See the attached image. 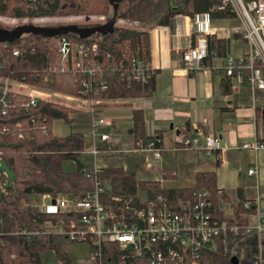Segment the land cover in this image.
<instances>
[{
  "label": "trees",
  "instance_id": "trees-1",
  "mask_svg": "<svg viewBox=\"0 0 264 264\" xmlns=\"http://www.w3.org/2000/svg\"><path fill=\"white\" fill-rule=\"evenodd\" d=\"M219 5L221 0H0V17L32 20L108 16L110 21L114 20L112 29L105 35L92 37V33L82 39L74 34H65L73 45L82 44L88 48L86 58L82 60L74 56L66 60L61 58L58 44L62 35L31 33L11 42L0 41V78L23 81L33 89L52 90L69 97L104 100L150 97L155 91V71L144 82L133 80L132 76V61L150 66L148 31L132 25H118L116 21L122 19L150 28L169 26L179 15L190 18L207 15L210 20L235 17L230 7L218 9ZM76 26L83 30L100 27L98 23ZM205 38L208 56L204 64L212 59L213 54L222 58L227 55L225 40L215 35ZM15 50L17 55L13 54ZM85 67L92 69L91 75L83 72ZM254 67L260 70L264 80V67L257 62ZM84 82L91 90L90 96L83 94ZM101 84L106 86V90L96 95L95 91ZM222 86L223 93L230 92V83ZM25 98L21 94L9 93V103L4 112L0 111V165L4 164L13 177L10 182L0 170V264H43L41 255L46 253H53L61 264H72L62 250L63 245L69 244L66 239L48 233L47 222L55 221V218L42 213L35 203L44 194L52 197L64 194L76 201L92 190V180L83 173L92 167L84 166L80 161L84 135L73 132L56 136L52 133L53 122L70 124L74 121L73 107L40 99L35 107L25 109ZM132 120L129 134L134 145L146 144L151 138L145 135L142 112L132 110ZM158 139L157 146H160ZM103 151L104 148L100 152ZM69 160L76 163L72 172L63 169V163ZM216 166H219L218 161ZM98 176L110 182L113 194L130 195L137 188H142L151 194L167 195L174 202L190 198L195 190H205L210 195L213 216L229 225L245 227L249 216L256 212L252 201L250 208H244L247 199L238 189L232 215L224 216L219 210V202L226 195L218 192L214 172L196 174L191 188L161 191L157 184L139 182L132 172L120 168L102 169ZM243 246L244 254L237 264H254L256 237H246ZM102 250L105 261L120 263L122 252L117 246L104 245ZM199 264L232 263L229 256L220 252H203Z\"/></svg>",
  "mask_w": 264,
  "mask_h": 264
},
{
  "label": "built area",
  "instance_id": "built-area-1",
  "mask_svg": "<svg viewBox=\"0 0 264 264\" xmlns=\"http://www.w3.org/2000/svg\"><path fill=\"white\" fill-rule=\"evenodd\" d=\"M260 1L221 0V5L217 8L230 7L235 17L240 19L242 36L250 46L249 54L244 57L235 59L226 55L222 58V66L226 75L239 83L241 81L240 69L248 64L249 82L263 90L264 80L261 72L254 67L255 62H259L264 67V41L260 35L263 29L261 23L258 24L253 19V14L257 17L261 15ZM199 16H203L205 21L196 22L198 25L210 20L207 15ZM89 18L97 19L99 25L107 23L105 17ZM45 20L49 18L14 19L12 23L14 26L17 25L15 28L37 27L29 23ZM116 23L137 25L122 19L117 20ZM38 28L45 27L39 26ZM58 48L63 60L70 56L79 57L82 60L86 58L88 51L85 45H73L66 35L60 37ZM92 48L94 49V46ZM13 54L17 55L18 51L15 50ZM207 56V41L206 38H202L196 45L189 46L183 52L182 68L189 74L201 70ZM216 57L218 56L212 55V58ZM132 68L133 80L136 81L144 82L146 77L154 75V70L149 65L143 66L132 61ZM83 72L91 75L92 69L85 67ZM82 85L85 89L83 94L90 96L91 90L86 83ZM105 90L106 86L101 84L95 93L97 95L99 91ZM11 92L26 97L25 109L35 107L40 99L52 100L50 94H42L39 89H33L23 81L0 78V111L4 112L9 103L7 95ZM52 95L59 96L57 93ZM69 99L72 102L78 100L88 107L90 114L88 135L97 138L99 143H105L103 147L105 154H116L117 150L109 144V137L106 134L97 133L99 127L110 126V122L98 117L96 111L97 106L104 103H115L116 100L92 97H70ZM157 143H159L158 137L153 136L146 144L134 145V151L150 152L154 159L159 160L161 150ZM182 146L202 150L207 155L213 152L221 153L228 149V143L221 136L205 134L198 129L192 137L183 139ZM240 148L253 152L264 151V133L252 142L242 144ZM98 153V149L94 148L93 155L96 156ZM101 170L96 167L92 170H83L85 176L92 180L93 188L80 200H72L64 194L56 197L44 194L35 204L42 213L55 218V221L47 222L48 233L64 237L69 244L86 246L87 261L79 264H112L111 261H105L103 258L104 245L117 246L118 251L122 252L119 264H199L203 252H220L229 256L230 259L235 258L239 261L244 254L243 243L249 236L256 237L257 251L254 264H264V210L258 209L260 197L257 196L254 200L246 198L244 208H250L252 201L256 208L257 221L254 224L249 222L245 227H240L229 225L227 221H220L213 216L210 195L205 190H195L190 198L179 199L176 202L162 193L151 194L140 188L130 195L113 194L110 182L98 176ZM247 174L256 176V168L248 169ZM159 190L162 189L159 187ZM234 201L236 202L237 199Z\"/></svg>",
  "mask_w": 264,
  "mask_h": 264
},
{
  "label": "crops",
  "instance_id": "crops-1",
  "mask_svg": "<svg viewBox=\"0 0 264 264\" xmlns=\"http://www.w3.org/2000/svg\"><path fill=\"white\" fill-rule=\"evenodd\" d=\"M260 6V17L253 14V19L261 23L263 31L260 35L264 41V0L260 1ZM198 21L204 22L205 19L203 16L190 18L179 15L169 26H135L148 31L149 64L155 71V91L150 97L120 99L96 107L97 116H105L110 122V126L99 127L97 131L109 137V144L117 150L116 154L100 152L105 143H99L97 138L88 135V107H73L74 117L83 116L87 120L88 131L82 133L83 155L85 153L94 159L93 165L87 167L130 171L135 180L157 184L162 190L191 188L195 184L196 174L214 172L218 192L226 195L219 202V210L224 216L232 215L235 201H230L229 192L234 193L237 199L238 189L250 200L260 197L258 209L264 210V151L240 148L264 133V89H258L249 82L248 64L240 69L239 83L226 75L222 57L219 56L203 63L201 70L191 74L181 65L183 52L207 35L225 40L227 55L235 59L248 55L250 46L242 36L238 17L208 20L200 25L196 24ZM109 23L99 26L106 29ZM98 34L94 32L91 36ZM227 82L231 90L225 94L222 85ZM132 110L142 112L145 135L160 138L159 160L154 159L150 152L134 151L133 138L129 134L133 127ZM196 129L205 134L221 136L228 143V149L207 155L202 150L183 147V139L192 137ZM86 138L89 139L88 148ZM94 148L99 151L96 156L93 155ZM97 157L108 158L109 164L97 166ZM252 167L256 168V176L247 174ZM225 203L229 204L226 212L223 208ZM256 221V214L251 215L249 222L254 224ZM66 245L62 246V250L70 253Z\"/></svg>",
  "mask_w": 264,
  "mask_h": 264
},
{
  "label": "rangeland",
  "instance_id": "rangeland-1",
  "mask_svg": "<svg viewBox=\"0 0 264 264\" xmlns=\"http://www.w3.org/2000/svg\"><path fill=\"white\" fill-rule=\"evenodd\" d=\"M98 17H105L106 22L110 21V17L108 16H96L92 18H98ZM12 20H14V18L2 17V19L0 20V27L8 29V30L15 28L17 25L14 26V23H12ZM87 23H98V22H97V19H90V18L88 19L84 17H69V18H49V20L33 22V23L30 22L29 24L35 25L37 27L44 26L45 27L43 28L44 30H51V28H48V27H61V26L69 27V26L83 25ZM38 89L42 94H45V93L50 94L52 96L51 99L54 101H58L60 103H63L65 105L72 106V107L87 108L86 105L81 104L80 101L78 100H76V102L70 101L69 96H65L59 93H57L59 96H53L52 94L55 92H53L52 90H45V89H40V88ZM81 110L84 112V109H81ZM102 118L107 119L105 116H103ZM86 121H87L86 118L83 116H80V117L75 116L74 121L70 124H67L63 121H55L52 123L51 130H52V133L56 136H66L71 132L86 133L88 131ZM97 133L100 134L99 131H97ZM85 141H86V148H88L89 139L86 138ZM107 159L108 158H105V157H97L95 159L96 165L102 166L106 164L109 161V159L108 160ZM93 160H94L93 156L86 155L85 153L84 155L82 154L80 158V161L82 162L84 166L93 165L94 163ZM75 168H76L75 161L69 160L63 163V169L66 172H72L75 170ZM0 170L2 171V173H4L5 176H7L8 180L12 182L13 180L12 174L5 167L4 164L0 165ZM229 197H230L229 199L231 202L235 200L234 193L229 192ZM227 204L228 203H225V205L223 206L225 212L229 209V204L228 205ZM220 206H221V203H220ZM66 246L67 248L69 247L70 249V253H67V255L72 261V264H78L79 261L80 262L87 261L88 256H87L86 246L81 245V244H67ZM41 259H42L43 264H61L60 261L56 258V256L53 253L42 254Z\"/></svg>",
  "mask_w": 264,
  "mask_h": 264
},
{
  "label": "water",
  "instance_id": "water-1",
  "mask_svg": "<svg viewBox=\"0 0 264 264\" xmlns=\"http://www.w3.org/2000/svg\"><path fill=\"white\" fill-rule=\"evenodd\" d=\"M113 24H114V20L112 19L106 29L104 27H97L94 30L92 29L83 30V29L78 28L77 26L61 27V28L51 29V30H44L38 27H29V26H20V27L12 29L11 31L0 28V41L11 42L18 38H21L22 35L24 34H31V33H37V34H41L45 36H59V35H65V34H74L82 39H86L89 37L90 34L94 32H97L100 35H105L106 33L110 32ZM230 261L232 264L238 263V261L235 258H231Z\"/></svg>",
  "mask_w": 264,
  "mask_h": 264
}]
</instances>
